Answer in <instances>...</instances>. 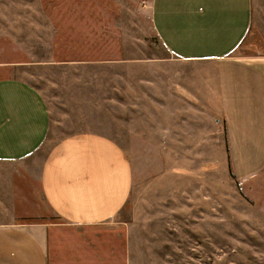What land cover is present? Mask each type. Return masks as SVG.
I'll return each instance as SVG.
<instances>
[{"label": "rangeland", "instance_id": "1", "mask_svg": "<svg viewBox=\"0 0 264 264\" xmlns=\"http://www.w3.org/2000/svg\"><path fill=\"white\" fill-rule=\"evenodd\" d=\"M187 67L156 36L150 0H0V77L31 83L50 111L36 157L96 133L131 166L130 196L104 224H67L37 181L35 203L3 209L49 224L53 264H264V169L233 175L219 114L177 92Z\"/></svg>", "mask_w": 264, "mask_h": 264}, {"label": "crops", "instance_id": "2", "mask_svg": "<svg viewBox=\"0 0 264 264\" xmlns=\"http://www.w3.org/2000/svg\"><path fill=\"white\" fill-rule=\"evenodd\" d=\"M150 21L171 56L188 65L177 92L216 111L224 123L233 175L243 182L260 173L264 0H150ZM49 128L40 91L24 79L0 77V211L35 203L37 181L41 198L67 224L109 221L131 193L132 171L123 152L109 138L81 133L57 140L37 158ZM3 215L10 218L0 220V264H53L48 223ZM73 251L84 256L92 250Z\"/></svg>", "mask_w": 264, "mask_h": 264}]
</instances>
